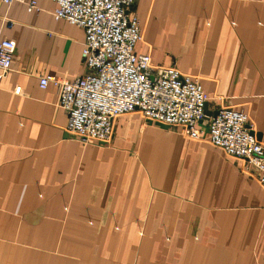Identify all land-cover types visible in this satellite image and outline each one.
<instances>
[{"label": "crops", "instance_id": "0c3cea01", "mask_svg": "<svg viewBox=\"0 0 264 264\" xmlns=\"http://www.w3.org/2000/svg\"><path fill=\"white\" fill-rule=\"evenodd\" d=\"M36 1L27 13L0 0V39L15 45L0 79V264H264V191L243 160L137 111L107 145L69 135L56 89L39 81L82 75L84 32ZM131 11L135 53L196 80L207 114L243 112L264 147V0Z\"/></svg>", "mask_w": 264, "mask_h": 264}, {"label": "built area", "instance_id": "2783aa9c", "mask_svg": "<svg viewBox=\"0 0 264 264\" xmlns=\"http://www.w3.org/2000/svg\"><path fill=\"white\" fill-rule=\"evenodd\" d=\"M137 1L53 0V18L81 28L85 37L81 76L69 82L46 75L39 81L41 89L50 84L56 89L69 135L85 145H107L115 120L137 111L147 121L181 129L191 140L207 141L227 157L243 160L264 191V147L247 116L225 107L207 115L208 96L196 80L175 67H153L149 55L135 53L140 23L131 9ZM1 3L40 11L36 0ZM14 50L12 41L0 39V79L11 69Z\"/></svg>", "mask_w": 264, "mask_h": 264}, {"label": "water", "instance_id": "95a60500", "mask_svg": "<svg viewBox=\"0 0 264 264\" xmlns=\"http://www.w3.org/2000/svg\"><path fill=\"white\" fill-rule=\"evenodd\" d=\"M205 107H206V105H205ZM205 109H206V108H205ZM214 114H215V113H214ZM207 115H209V114H207ZM155 124H157V125H159L160 127H163V128H167V129L170 128L169 126L164 125V124H161V123H157V122H155Z\"/></svg>", "mask_w": 264, "mask_h": 264}]
</instances>
